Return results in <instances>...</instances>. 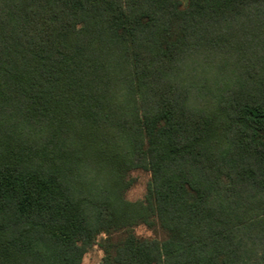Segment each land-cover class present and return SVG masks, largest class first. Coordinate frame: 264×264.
Instances as JSON below:
<instances>
[{
	"label": "trees",
	"instance_id": "16d2710c",
	"mask_svg": "<svg viewBox=\"0 0 264 264\" xmlns=\"http://www.w3.org/2000/svg\"><path fill=\"white\" fill-rule=\"evenodd\" d=\"M96 245L264 264V0H0V264Z\"/></svg>",
	"mask_w": 264,
	"mask_h": 264
},
{
	"label": "rangeland",
	"instance_id": "374dc122",
	"mask_svg": "<svg viewBox=\"0 0 264 264\" xmlns=\"http://www.w3.org/2000/svg\"><path fill=\"white\" fill-rule=\"evenodd\" d=\"M132 177L136 179V184L128 191L127 199L132 202L143 200L149 175L142 171H135L132 173ZM134 232L136 236L140 238H149L154 236V234L144 225L136 226L134 228ZM103 256V251L100 249L99 245H96L84 256L83 264H100Z\"/></svg>",
	"mask_w": 264,
	"mask_h": 264
}]
</instances>
